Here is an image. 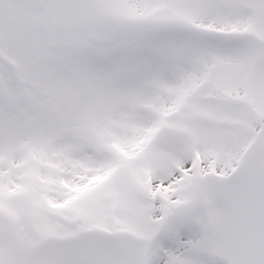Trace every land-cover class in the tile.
Instances as JSON below:
<instances>
[{
    "label": "snow or ice",
    "instance_id": "6c2138e0",
    "mask_svg": "<svg viewBox=\"0 0 264 264\" xmlns=\"http://www.w3.org/2000/svg\"><path fill=\"white\" fill-rule=\"evenodd\" d=\"M0 264H264V0H0Z\"/></svg>",
    "mask_w": 264,
    "mask_h": 264
}]
</instances>
